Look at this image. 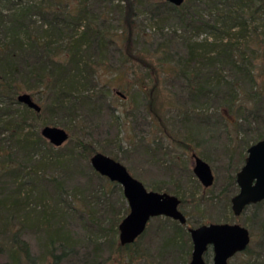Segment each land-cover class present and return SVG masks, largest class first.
Wrapping results in <instances>:
<instances>
[{"label":"trees","instance_id":"obj_1","mask_svg":"<svg viewBox=\"0 0 264 264\" xmlns=\"http://www.w3.org/2000/svg\"><path fill=\"white\" fill-rule=\"evenodd\" d=\"M144 6L150 7L151 17H170L183 33L192 32L189 36L172 31L169 36L183 48V66L193 71L188 99L196 105L217 101L235 120L264 126V0H183L179 5L164 0H0V198L5 199L0 217L5 210L6 216L10 213L33 230L43 253H51L49 264L67 254L75 264H100L105 247L123 248L118 241L111 248L109 234L117 232L127 205L121 187L91 168L88 159L96 152L94 147L69 134L68 147H55L39 128L67 125L65 118L54 119L53 113L71 117L76 109L91 112L102 104L101 94L94 91L92 58L106 44L101 28L92 25L101 16L100 8L120 13L125 56L148 69L152 94L158 84L155 66L132 52L134 18L137 8ZM200 32L204 36L194 39ZM20 92L31 97L46 93L45 107L34 111L19 103ZM17 103L21 110L12 109ZM44 111L47 117L41 116ZM157 119L162 124L159 113ZM263 136L264 127L256 140ZM68 180L72 183L66 187ZM9 182L15 185L6 191ZM169 193L182 198L177 191ZM164 221L170 233L167 246L181 250L183 228L169 217ZM11 238L15 244L10 245L11 261L6 264H21L20 254L28 257L27 242L19 243L16 233ZM243 251L248 252V244ZM176 254L183 264V256ZM250 264L262 263L255 259Z\"/></svg>","mask_w":264,"mask_h":264},{"label":"rangeland","instance_id":"obj_2","mask_svg":"<svg viewBox=\"0 0 264 264\" xmlns=\"http://www.w3.org/2000/svg\"><path fill=\"white\" fill-rule=\"evenodd\" d=\"M69 5L72 3L69 2ZM100 10L101 16L98 15L92 25L95 27L97 24L101 28L106 44L92 58H96L94 91L101 94L104 104L91 112L76 109L71 117L53 113L54 119L63 117L67 121L66 126H57L65 128L73 137L88 141L96 151L115 158L143 184L163 186L169 191L179 192L184 200L182 210L192 223L234 220L244 224L250 232L248 252L236 251L229 261L231 264H250L257 259L264 264V199L258 205H248L234 216L229 208V196L224 197L227 191L223 188L228 177L233 179L234 173L243 163L247 146L256 140L259 129L264 126L257 128V124L251 121L235 120L228 114V109L217 101H201V104L196 105L197 102L189 100L188 91L192 87L188 86V82L193 71L183 66V58H180L184 53L183 48L176 46V40L170 41L169 36L172 31L189 36L192 32L183 33L178 21L170 17H151L150 7L144 6L137 8L134 18L132 52L155 66L158 84L150 94L151 76L148 69L125 56L119 38L123 29L120 13ZM107 35L111 36V42L107 41ZM203 36L200 32L193 38ZM113 39H118V42L115 43ZM148 93L151 102L149 107ZM45 95L42 92L32 96L39 109L45 107ZM12 109L21 110L22 106L17 103ZM158 113L162 124L157 119ZM47 115L46 111L41 114L42 117ZM69 140L59 147H68L71 144ZM191 153L201 157L210 166L213 182L207 188H203L191 173ZM51 175L56 177L58 174L53 171ZM187 175L190 177L187 178ZM3 178L7 179V176ZM71 183L70 180L65 181L66 187ZM7 185L6 191L15 183L9 182ZM4 202L5 199L0 198V208ZM62 221L65 222V218ZM68 222L67 219L66 226L70 228ZM13 233L17 234L19 243L26 245L27 242L28 245V257L24 252L19 256L21 264L51 262V253H43L44 249L35 232L25 223L13 220L10 213L6 216L4 210L0 217V264L11 261L10 245L15 244L11 240ZM52 233L49 231V234ZM147 233L144 231L135 245L125 246L121 251H110L105 247L100 252V264H180L181 259L176 252L185 259L183 264L186 263L189 241L185 231L181 233V250L175 246L162 248L159 239L150 241ZM109 236L113 241L112 248L117 241V232ZM79 248L81 251L80 244ZM168 249L171 252L167 253ZM53 252H57V249H53ZM74 261L67 254L52 264H75Z\"/></svg>","mask_w":264,"mask_h":264},{"label":"water","instance_id":"obj_3","mask_svg":"<svg viewBox=\"0 0 264 264\" xmlns=\"http://www.w3.org/2000/svg\"><path fill=\"white\" fill-rule=\"evenodd\" d=\"M164 1L179 5L183 0ZM16 100L34 111L39 110L27 92L18 93ZM39 134L55 147L60 146L68 137L65 129L55 125L41 126ZM192 157L191 170L194 176L203 186L210 185L212 173L209 164L195 154ZM88 160L94 171L121 187L127 210L117 223L120 243L129 242L139 234L152 215L163 214L184 221L185 216L177 207L179 199L175 195L146 189L138 179L130 175L122 163L102 152H93ZM234 180L238 188L230 198L234 214H238L244 205L264 199V136L248 145ZM188 232L191 251L186 264H205L202 255L207 244H211V264H229L227 258L244 249L249 241L248 228L236 221H209L188 227Z\"/></svg>","mask_w":264,"mask_h":264},{"label":"flooded vegetation","instance_id":"obj_4","mask_svg":"<svg viewBox=\"0 0 264 264\" xmlns=\"http://www.w3.org/2000/svg\"><path fill=\"white\" fill-rule=\"evenodd\" d=\"M191 156H192V153H191ZM193 158V157H192ZM241 166V165H240ZM192 168V167H191ZM127 170V169H126ZM190 172V171H189ZM191 173H192V175H194L193 174V172H192V170H191ZM131 175V174H130ZM234 176H235V173H234ZM234 176H233V179L231 180V178H229L228 177V180H226L225 181V183H226V186H224L223 188L225 189V191H227L228 190V201H229V208H230V210H231V207H230V198L237 192V185H236V183H235V180H234ZM187 178H189L190 176L189 175H187L186 176ZM195 177V176H194ZM196 178V177H195ZM196 180L198 181V179L196 178ZM212 182H213V175H212ZM212 182H211V184H212ZM198 183L203 187V188H207L208 186H210V185H208V186H203L199 181H198ZM234 184H235V187H234ZM155 187V186H154ZM153 186H150L149 188L147 187H145L146 189H148V190H154V191H158V192H167V193H169L168 191H166V189L167 188H165V187H161V186H157V187H155L154 188ZM152 188V189H151ZM154 188V189H153ZM234 188H236V190H235V192L232 194V191H233V189ZM224 189H221V191L222 190H224ZM171 194V193H170ZM231 194V195H230ZM221 195H223V193H221ZM220 195V196H221ZM176 197H178V195L176 196ZM178 199H179V202H178V204H177V207H178V209L184 214V216H185V218H184V221L183 222H180L179 220H177V219H175V218H172V217H170V216H166V215H163V214H156V215H152V216H150L149 218H148V220L146 221V223H145V226H144V228H143V230L139 233V234H137L131 241H129V242H124V243H120L119 242V240H118V236H117V241H118V243L120 244V245H122L123 247H125V246H129V245H135L136 244V241L138 240V238L140 237V236H142V234H144V231H147L148 233H147V236H148V238H149V240L150 241H152V240H154V238H158L159 239V241H160V247H162V248H165L167 245H168V242H167V237L169 236V234L170 233H168L167 232V230H168V227L165 225V217H169V218H171V219H173V220H175L178 224H180L181 225V227L183 228V231H185V234H186V236H187V240L189 241L188 242V244H189V251H188V259H189V256H190V251H191V239H190V235H189V232H188V227H193V226H196V225H198V224H201V223H205V222H209V221H205V222H195V223H192V221L188 218V216L184 213V211L182 210V207H183V204H184V200H181V199H183V198H179L178 197ZM261 200H263V199H260V200H258V201H255V202H250V203H248V204H246V205H244L243 206V208L240 210V212L239 213H241L242 211H243V209L245 208V207H247L248 205H251V204H255V203H257V202H260ZM231 212H232V210H231ZM238 213V214H239ZM232 214L234 215V216H237L238 214H234L233 212H232ZM221 221H226V220H221ZM232 221H234V220H232ZM216 222V221H215ZM217 222H219V221H217ZM229 222H231V221H229ZM237 222V221H236ZM239 223V222H238ZM244 225V224H243ZM117 233H118V230H117ZM248 233H249V240H250V232H249V230H248ZM172 236H173V234H172ZM249 242V241H248ZM248 244V243H247ZM246 247V246H245ZM178 248V247H177ZM161 249V248H160ZM243 250V249H242ZM240 251V250H239ZM235 253V252H234ZM233 253V254H234ZM232 254V255H233ZM231 255V256H232ZM203 259H204V262H205V264H211V256H212V250H211V244H207L206 245V247H205V249H204V251H203ZM231 256H229L228 258H227V263H229V264H231V262L229 261V258L231 257ZM188 259H187V261H188ZM187 261H186V263H187ZM185 263V264H186Z\"/></svg>","mask_w":264,"mask_h":264}]
</instances>
